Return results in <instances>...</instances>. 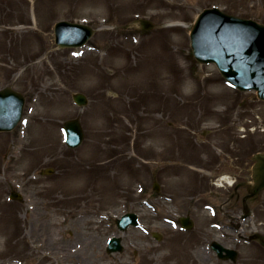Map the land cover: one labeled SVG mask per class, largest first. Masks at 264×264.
Returning <instances> with one entry per match:
<instances>
[{
	"label": "rangeland",
	"instance_id": "374dc122",
	"mask_svg": "<svg viewBox=\"0 0 264 264\" xmlns=\"http://www.w3.org/2000/svg\"><path fill=\"white\" fill-rule=\"evenodd\" d=\"M214 6L264 25V0H0V90L27 100L22 124L0 133V264H191L188 240L169 224L184 213L155 185L180 195L191 174L183 167L174 178L170 163L214 155L217 144L239 140L249 166L264 152V101L193 55L191 30ZM62 20L98 31L85 47L60 49ZM77 93L89 100L84 108ZM75 118L86 139L69 149L63 125ZM13 191L22 199L10 200ZM129 212L141 227L123 234L116 219ZM258 222L264 210L247 234ZM114 235L125 250L110 255ZM239 249L238 264L262 252Z\"/></svg>",
	"mask_w": 264,
	"mask_h": 264
},
{
	"label": "flooded vegetation",
	"instance_id": "af4514ba",
	"mask_svg": "<svg viewBox=\"0 0 264 264\" xmlns=\"http://www.w3.org/2000/svg\"><path fill=\"white\" fill-rule=\"evenodd\" d=\"M218 145L220 152L214 155L200 150L194 157L175 158L170 163L173 177L181 179L186 169L191 178L183 177L180 188L184 192L180 195L163 189L166 184H162L159 195L177 213H184L181 217H187L188 225L192 226L184 229L181 217L176 225V232L185 237L184 241L188 240L191 264H210L213 258L216 264H238L242 253L239 248L246 244L262 249L255 264H264V223L258 222L260 227L247 234L248 220L264 210V190L250 196L248 185L252 182L253 165L246 162L244 145L239 140ZM163 164H166L165 158ZM216 244L237 250L236 261L221 258L215 251Z\"/></svg>",
	"mask_w": 264,
	"mask_h": 264
},
{
	"label": "water",
	"instance_id": "95a60500",
	"mask_svg": "<svg viewBox=\"0 0 264 264\" xmlns=\"http://www.w3.org/2000/svg\"><path fill=\"white\" fill-rule=\"evenodd\" d=\"M140 24L145 30L153 27L146 20H140ZM94 33L87 25L61 21L55 26V42L61 48L81 47ZM190 38L194 55L200 63L216 64L232 86L241 91H257L258 97L264 101V25L228 15L215 7L200 14ZM74 100L82 107L88 103L83 94H76ZM24 107L22 94L11 88L0 91V132H9L17 127ZM65 135L70 148L79 147L85 139L81 122L78 119L67 121ZM254 160V184L249 186L252 196L264 190V153L256 154ZM184 222L186 224L187 221ZM117 225L121 231L130 226L138 227V216L128 213L117 220ZM216 249L220 255L226 251L233 260L236 259L235 251L219 246ZM107 251L109 254L123 252L121 238L113 237Z\"/></svg>",
	"mask_w": 264,
	"mask_h": 264
}]
</instances>
